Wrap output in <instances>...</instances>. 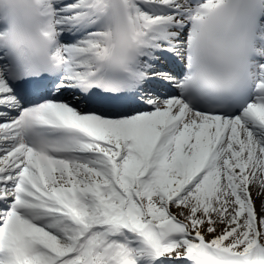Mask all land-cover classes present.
I'll use <instances>...</instances> for the list:
<instances>
[{
	"label": "snow or ice",
	"instance_id": "1",
	"mask_svg": "<svg viewBox=\"0 0 264 264\" xmlns=\"http://www.w3.org/2000/svg\"><path fill=\"white\" fill-rule=\"evenodd\" d=\"M0 264H264V0H0Z\"/></svg>",
	"mask_w": 264,
	"mask_h": 264
}]
</instances>
